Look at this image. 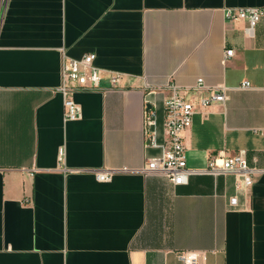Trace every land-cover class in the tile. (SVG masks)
<instances>
[{"label": "crops", "instance_id": "0c3cea01", "mask_svg": "<svg viewBox=\"0 0 264 264\" xmlns=\"http://www.w3.org/2000/svg\"><path fill=\"white\" fill-rule=\"evenodd\" d=\"M249 7L264 0H0V264H183L186 251L264 264V23L252 38L246 20L224 17ZM62 50L96 54L103 71V90L67 95L78 121L57 91ZM111 72L123 75L114 89ZM199 79L228 100L202 108L211 90L182 92L197 110L188 168L244 153L258 169L246 191L233 174L175 185L139 171L161 153L146 145L147 112L162 142L172 86ZM102 169L116 171L110 182L96 179Z\"/></svg>", "mask_w": 264, "mask_h": 264}, {"label": "built area", "instance_id": "2783aa9c", "mask_svg": "<svg viewBox=\"0 0 264 264\" xmlns=\"http://www.w3.org/2000/svg\"><path fill=\"white\" fill-rule=\"evenodd\" d=\"M224 17L229 21L246 20L249 27L246 30L248 36H255V28L259 23H264V8H226ZM234 50L226 51V60L233 57ZM96 54L88 53L81 58H72L62 50V70L61 85L57 89L65 98V120L78 121L83 118L82 107L73 99L67 98L68 94L77 91L91 92L101 91L103 81V71L95 64ZM123 75L120 72H111L108 78L111 89L118 86ZM242 89H250L248 81L243 82ZM189 89L211 90L210 96L200 100L202 108H207L215 102L226 103L228 100L227 89L224 86L209 87L204 84L203 79H199L192 88H182L172 86V95L164 101V133L165 138L159 141L157 113L149 110L145 118V140L146 145L158 148L161 153L149 158L146 164L139 170L151 175L159 174L166 176L175 185H186L190 177L196 174H233L236 179V190L246 191L254 185V175L258 169L248 164L244 153L233 156L220 154L212 157L205 170H194L188 168L186 147L184 144V133L193 124V118L197 113L196 106L188 101L182 92ZM64 156V150L60 151V159ZM127 171V170H126ZM115 170L102 169L93 171L99 182H110L115 174ZM232 208L239 207L237 195L230 198ZM179 259L183 264H205V255L201 252L186 251L179 253Z\"/></svg>", "mask_w": 264, "mask_h": 264}]
</instances>
